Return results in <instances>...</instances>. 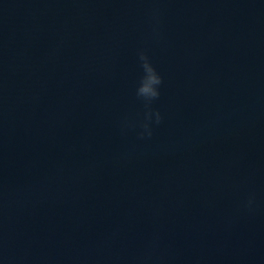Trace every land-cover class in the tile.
<instances>
[{"label": "water", "instance_id": "water-1", "mask_svg": "<svg viewBox=\"0 0 264 264\" xmlns=\"http://www.w3.org/2000/svg\"><path fill=\"white\" fill-rule=\"evenodd\" d=\"M0 262L264 264V0H0Z\"/></svg>", "mask_w": 264, "mask_h": 264}, {"label": "clouds", "instance_id": "clouds-1", "mask_svg": "<svg viewBox=\"0 0 264 264\" xmlns=\"http://www.w3.org/2000/svg\"><path fill=\"white\" fill-rule=\"evenodd\" d=\"M153 33L159 34L160 12L159 9H153ZM137 57L140 67V75L135 87V96L143 104V112L138 120L125 118L121 121V132L128 129H137L136 135L139 139L151 138L154 132V126L159 125L163 119L162 113L158 108L153 107L154 103L161 96L163 77L155 65L152 63L145 49L137 50ZM256 202L254 193H249L243 203V207L252 210ZM2 264V262H0Z\"/></svg>", "mask_w": 264, "mask_h": 264}]
</instances>
